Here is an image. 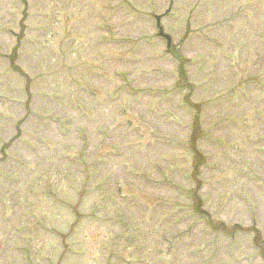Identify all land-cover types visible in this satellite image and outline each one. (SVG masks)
I'll return each instance as SVG.
<instances>
[{"label": "rangeland", "instance_id": "374dc122", "mask_svg": "<svg viewBox=\"0 0 264 264\" xmlns=\"http://www.w3.org/2000/svg\"><path fill=\"white\" fill-rule=\"evenodd\" d=\"M248 228L264 0H0V264H264Z\"/></svg>", "mask_w": 264, "mask_h": 264}, {"label": "trees", "instance_id": "16d2710c", "mask_svg": "<svg viewBox=\"0 0 264 264\" xmlns=\"http://www.w3.org/2000/svg\"><path fill=\"white\" fill-rule=\"evenodd\" d=\"M21 35H19L18 36V38L20 37ZM14 57H15V52H13L12 53V55L9 57L10 58V60H11V62L12 61H14ZM184 72H183V70L180 68L179 69V77L181 78L182 77V74H183ZM186 99H188V98H186ZM196 122V121H195ZM196 126H197V124H196ZM195 126V127H196ZM196 129H195V133H196ZM198 157V156H197ZM197 157H195V159H197L196 161H195V163H194V165H193V168L195 169V170H197L201 165H202V161L201 160H199ZM192 197H193V195H192ZM194 199H195V201H197V204L194 206V210H195V212L196 213H198L199 214V216L200 215H203V212L199 209V207H200V201L198 200V198L196 197V196H194ZM209 224L216 230L217 228V230H222L221 229V226L219 225V224H217V223H215V222H209ZM238 228V229H237ZM238 230H239V227L238 226H233L232 228H227V229H223L222 231H225V233L226 234H229V235H231L234 231H236V232H238ZM250 231V230H249ZM253 231V230H252ZM234 235V234H233ZM253 244H254V246L257 248V250H258V252H259V254H261V255H263L264 254V250H263V245H262V241L260 240V237H259V234L258 233H256L255 232V234H253Z\"/></svg>", "mask_w": 264, "mask_h": 264}, {"label": "water", "instance_id": "95a60500", "mask_svg": "<svg viewBox=\"0 0 264 264\" xmlns=\"http://www.w3.org/2000/svg\"><path fill=\"white\" fill-rule=\"evenodd\" d=\"M160 34H162V32H160Z\"/></svg>", "mask_w": 264, "mask_h": 264}]
</instances>
